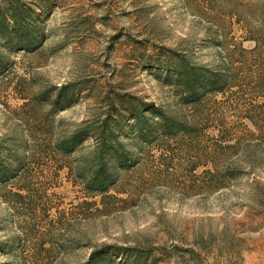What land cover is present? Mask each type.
<instances>
[{
  "label": "rangeland",
  "instance_id": "rangeland-1",
  "mask_svg": "<svg viewBox=\"0 0 264 264\" xmlns=\"http://www.w3.org/2000/svg\"><path fill=\"white\" fill-rule=\"evenodd\" d=\"M5 28L0 264H264V0H0Z\"/></svg>",
  "mask_w": 264,
  "mask_h": 264
},
{
  "label": "trees",
  "instance_id": "trees-1",
  "mask_svg": "<svg viewBox=\"0 0 264 264\" xmlns=\"http://www.w3.org/2000/svg\"><path fill=\"white\" fill-rule=\"evenodd\" d=\"M12 14H14L13 17H18L21 15L19 14V12L17 11H13ZM21 22L20 20H16V24H15V32H13V34L21 35L22 33L20 32V27H21ZM10 30L8 29H3L0 32V37L3 40H7L8 36L7 34L9 33ZM24 37V36H23ZM28 37V36H27ZM22 43H27L26 45H28L27 39L23 40ZM175 75H176V79L178 82L179 86H182L186 92L189 93V95H195V91L197 89H203L204 91L207 90V87H212L213 85V81L209 80L207 78H200L197 75H194L193 73H189L187 72V70L179 65L178 68L175 69ZM197 101V100H196ZM161 115V114H160ZM159 117V116H158ZM162 117V116H160ZM136 129H137V133L138 135H142L145 129H148L149 131H155L156 128L154 127H148L146 125V123L143 121V116H140L138 114V116H136ZM164 126H161V123H158V129L163 128ZM69 145V144H68ZM107 150L104 151L103 155H110L112 157V160H114L115 163V169H123L125 167H127V162H126V158L123 157V152L121 150V146L119 144H116V146L114 147H109L106 148ZM65 150L68 151L69 147L65 146ZM92 183L95 185L96 187V191L98 192H106L110 187H112L115 183H116V179H113V174L109 172V170L107 169V164L103 161L101 162H97L95 164V170L93 171L92 174Z\"/></svg>",
  "mask_w": 264,
  "mask_h": 264
}]
</instances>
